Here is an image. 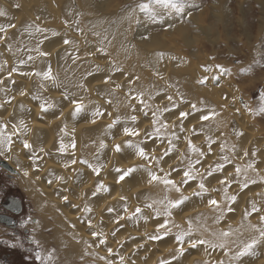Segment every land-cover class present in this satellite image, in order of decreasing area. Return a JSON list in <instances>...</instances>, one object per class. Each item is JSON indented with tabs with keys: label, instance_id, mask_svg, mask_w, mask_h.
<instances>
[{
	"label": "rangeland",
	"instance_id": "obj_1",
	"mask_svg": "<svg viewBox=\"0 0 264 264\" xmlns=\"http://www.w3.org/2000/svg\"><path fill=\"white\" fill-rule=\"evenodd\" d=\"M65 1L73 9V14L70 13L67 16L68 20H66V23L70 26L69 31L71 34L78 36L82 35L84 31L88 32L85 33V36L83 35V38L74 39L70 42V45L74 47L75 55L78 54L81 82L77 85L79 91L76 93H73V91L68 92L66 100H73L76 96L81 95L89 102L91 93H94L95 99L90 102L91 104L97 102L93 106L94 110L99 109L103 113V115H99L100 119H114L111 127L105 126L99 129L100 138L96 139L95 142V136L93 138L90 136L85 137L88 146L93 142L97 145L96 152L99 159L96 163H98L101 170V178L119 176L120 173H117L115 169L120 168L122 160H126V158L128 160H138L135 167L136 171L130 177L124 179L126 180L124 185L127 189L124 187L120 189L125 190L123 197L128 194L127 198H131L130 194L133 190L138 189L133 199L137 208L134 211L132 210L133 201L132 204L126 205L129 207L125 208L124 206L122 207L124 209L121 210L120 206H117L120 210L119 212L115 210V215L118 216L117 222L122 220L123 225L120 228L119 224L114 227L113 236L119 235L122 230L125 231L129 225L133 226L134 229H141V227L143 229L145 223H148L147 226L154 228V223L161 224L167 220L169 221V234L163 236L162 239L151 242L154 244L152 246H157V248H168L170 246L171 250L172 246L180 245L175 239L176 235L191 229V238L199 237V239L211 240L217 244L225 243V247L213 249L208 245H197L193 248L188 245L183 248L182 254L180 251H176L174 256L171 257L169 252L168 258L162 260H153L152 254L149 258H146L135 250L132 253L135 260L153 262L154 264H162L164 261H167L168 264H220V262L222 264H255L258 260L264 259V252L260 251L262 246H259L261 241L254 247L253 254L239 258L236 256V253L241 250L245 243H250L253 238L258 237V231L252 226L255 225L257 228L264 226V221L253 220L254 217L257 218L259 211H251L253 203L259 210L264 211L261 198L248 197L251 192L258 190L256 189L258 182L262 179V175L259 176L256 171L260 167L264 168V159H261L264 155V145H262V142H264V112L259 111L260 107L264 105V96H262V93H264V0H190L192 5L198 7H188L183 14V18L175 14L170 17L166 16L171 19L173 25L171 28L165 23L147 21L144 14L137 10L135 12L137 18L131 21L129 28L126 26V29L129 38L136 47L144 46L152 50L151 53L149 52V56L152 57H149L148 61L136 59L133 55L124 56L115 53L112 47L116 39L111 34L97 37L89 32V28L93 26L89 25L91 19L102 14H108L110 10L118 6H121L122 10L120 14H125L127 17L132 16V9L136 8L140 2H148V0ZM42 2L43 0H37L33 3L42 4ZM37 7H40V4ZM154 7H157V10L161 9L158 6ZM189 11L191 16L187 15ZM54 15L55 13L50 18ZM137 19H139V23L136 22ZM151 37L158 40L149 42ZM51 38L53 37L51 36ZM85 38H92L91 45L99 44V49L97 47L94 49L97 51V55L85 54L88 48L81 41ZM160 53H163V57L159 55ZM170 54L171 56L175 55L169 58ZM99 57H110L112 62L106 66H92L90 62H81L80 60L90 59L95 62ZM153 57L155 60L151 62ZM217 65L230 69V74L221 72L216 67ZM208 68L211 70H206ZM244 69L250 70L244 71ZM204 73L210 79L199 78ZM216 77H219V79H216ZM99 80L103 84L97 86L96 83ZM201 80L205 82L200 83ZM159 82H163L165 85H157ZM188 83L192 86L191 92L189 88L185 87ZM117 88H123L128 92V95L118 91ZM231 88L234 89V93L233 91L230 92ZM114 91L118 94H115ZM172 92H176L179 98H176ZM140 93H143V96H140ZM163 96L172 97V101L164 99ZM136 98L139 101L137 106L133 101ZM141 100L148 105L147 108L141 104ZM173 104L177 106L173 107ZM192 104H195L199 111L192 110ZM160 106L162 107L160 108ZM165 108L169 110L165 111ZM236 108L246 111L251 119L248 124L246 123L243 126L244 128L241 126L243 123L240 124L239 115L235 111ZM142 110H151L149 113V117L153 120L151 128H142L145 122L144 116L140 113ZM181 112H189V115L181 117ZM212 112L217 113V115L210 117L207 121L201 119L202 115H208ZM153 113H155V116H153ZM0 114H2L1 111ZM131 116H136L137 119L133 121L130 119ZM125 127L137 131L141 130L142 132L138 135L125 134ZM156 129H159L158 133ZM11 130L13 144H24L26 140L23 143L16 142L19 139L18 134L13 128ZM248 130L256 132L257 136L250 138ZM228 131L230 132L228 133ZM68 132L69 130L65 128L66 138ZM76 133L78 132L73 134L76 135ZM227 134L232 135L227 136ZM125 135L127 136L126 144H119L121 150L115 151L113 158H107L111 141H116L117 137L118 139L123 136L126 137ZM197 138H203L200 141L204 144H197ZM72 141L71 138L63 140V144L68 146L67 151L78 150V147H80L81 143L75 139V148H72ZM128 141L143 147L148 153V158L144 159L136 155L135 150L129 147ZM99 143L102 146L98 145ZM104 146H107V148ZM193 147L199 151H193ZM217 147L220 148L218 154L215 153ZM153 149L156 150L157 154L150 157L149 151ZM33 151L32 147L31 150L27 149L26 153L30 154ZM165 152L168 154L164 155ZM201 152L204 155H201ZM245 152L248 154L245 155ZM70 158L76 161L72 165H80L79 167L82 169L91 164L87 154ZM208 158L207 166L203 167V163ZM85 160L88 161V164L83 163ZM218 164L223 165V168L219 171L216 170ZM249 164L252 165L251 168L248 167ZM166 167H172V173L167 172ZM237 167L241 169L239 175L234 171ZM183 171L190 172L195 176V179L188 180L187 183H183L184 180H187V177H184L181 181L177 179ZM7 172L12 174L10 176L3 173L2 179L7 183V189H13L16 194L21 195L26 201L27 207L26 212L20 218L24 221L21 222L22 225H18L15 229L6 228L5 225L0 226V256H3V259L0 260L1 263L83 264L85 260L82 262L81 258L74 260V263H68L64 260L63 250L55 240L50 241L54 234L52 229L45 230L42 227L40 230V232H44L42 234L48 239L47 243L38 238L39 236L36 229L34 230L33 224L43 219L54 224L53 215L48 218L40 215L33 200L26 195L20 186L17 172L11 170ZM150 172L156 173L161 178L165 177V174H169L167 178L173 180L180 191L177 192L170 185H165L162 180L149 183L148 180L151 179ZM209 172H211V175H209ZM228 172H234L231 173L233 176L229 177L230 180L227 178L230 182L226 179L229 185L224 186L221 190L216 189L214 184L219 180H225ZM245 177L248 180L247 188L243 187ZM202 179L208 191L199 196L194 194L188 196L186 190L194 187L198 188ZM251 181H255V183ZM80 189L81 186L78 184L69 190V194L81 196ZM225 189H227V194ZM59 192L60 194L63 193V189H60ZM108 194L105 195L108 196ZM217 195H219V198L222 197L220 202L218 201V206L210 204L209 201L217 199ZM226 195L229 198H226ZM182 196H186L188 199L182 205L171 208V216L166 215L169 201H175ZM231 196H236V200L232 201ZM99 198L100 196L93 197L94 201ZM89 201V197L86 198V203L83 198L79 206H71L69 209L76 213H83L85 214L83 217H86L88 216ZM121 202L125 203L124 200H121ZM190 208L192 211L189 210ZM229 208L233 210L228 211ZM137 209H140V211L138 212ZM146 209L150 213L151 220H145L143 223L145 216H147ZM124 210H127V212H123ZM187 210L191 213L188 212L189 216L186 218V224L182 225L177 220ZM157 211L161 215L157 216ZM199 211L209 216V223L206 224L201 220V216H198ZM212 211L215 212L212 213ZM221 212H223L222 218ZM112 213L114 214V212ZM230 219L231 222H229ZM89 220L88 217L84 219L86 226ZM106 220L107 218L101 219V230H105L106 227L109 228L110 225L109 223L106 224ZM223 226H227V229H224ZM241 230H249L245 239L236 237L242 232ZM162 231L154 232L153 235H162ZM221 232H229L230 235L221 237ZM188 239L186 237L184 243ZM103 244L101 243V245ZM87 247L91 250L90 255L87 254L89 257H87L88 260L85 264H96L95 259L101 264L116 262L114 256H112L111 261L102 260L101 257L93 258V255L96 256V254H94L91 242L88 244L85 241V252ZM121 249L122 251L127 250L125 247ZM156 251L160 250L157 249ZM37 252L41 255L39 260L36 259ZM118 252L120 251L118 250Z\"/></svg>",
	"mask_w": 264,
	"mask_h": 264
},
{
	"label": "bare ground",
	"instance_id": "obj_2",
	"mask_svg": "<svg viewBox=\"0 0 264 264\" xmlns=\"http://www.w3.org/2000/svg\"><path fill=\"white\" fill-rule=\"evenodd\" d=\"M36 1L37 0H0V26L6 27L5 32H0V111L2 112V114H0V141H6L7 137H11L12 141L13 133L11 128H13L19 137V139L16 138L18 139L16 142L23 143L24 140H26L28 144L31 145V148H26L24 144H13V141L9 147L6 143H0V153H2L0 155L8 164L10 163L9 165L17 172L19 184L26 195L33 200L38 213L46 218L53 215L52 218L55 220L54 224L44 219L38 220L36 224H33L34 230L36 229V233L39 236L38 238H41V240L45 242L48 241L46 236L42 234L44 232H40V230L42 227H44L45 230L48 228L52 229L54 234L53 237L50 238V241H56L57 245L63 250L64 260L68 263H74V260L78 258H81L82 262L85 260L83 264L86 263L88 260L87 257H89L87 254H89L91 249L87 247V251H84L85 241L88 242V244L90 242L92 244L94 254H96V256L93 255V258L101 257L103 258L102 260L111 261L112 256H114L116 262L113 264H154L153 262L135 260L132 256L135 250L146 258H149L152 254L153 260L168 258L167 255L169 252L171 257L174 256L176 251H180L181 245H174L171 247V250L170 246L168 248H157V246H152L154 244L151 242L154 240L149 239V237L152 236L154 232H157L159 225L157 223H152L154 226L151 224L154 228L147 226L148 223H145L143 229L142 227L141 229L139 227V229H134L133 226L129 225L125 231L122 230L119 235L113 236L114 227L117 224H119V228L123 225V223H121L122 220L117 222L118 216L115 215V210L119 212L121 209H124L122 207L133 201L132 210L134 211L137 205L134 204L135 201L133 199L138 189L133 190L130 194L132 196L131 198H127L128 194H125L123 197V192L125 190L123 191L120 189H123V187L126 188L124 185V181L126 180L118 181L119 176L102 179L101 170L99 174L93 170L94 167H98V163H96L99 159L96 152L97 145L94 142L96 139L100 138L98 134L99 129L110 126L114 122L113 118L100 119V116H93V112L96 111L93 105L97 102L91 104L90 101L95 99L94 93H91L89 102L81 95L76 96L73 100H66V94L68 92L73 91V93H76L79 91L77 90V85L81 82V74L79 73L81 67L77 59L78 54L77 56L75 55L74 47L70 45V42L74 39L83 38V35L85 36V33L88 32L84 31L82 35L78 36L71 34L69 31L70 26L66 23V20H68L67 16L70 13L73 14V9L67 1L43 0L42 4L38 3L40 7H37L38 4L33 3ZM104 1L107 2L108 0ZM154 6L156 5H153V7ZM16 7L19 8L17 9ZM121 11V6H118L110 10L108 14H102L97 18L91 19L89 25L93 26L89 28V32H92V35L97 37L111 34L116 39L112 47L115 53L124 56L133 55L136 59L148 61L149 57H152L149 56V52L151 53L152 50L144 46L136 47L129 38L126 29V26L129 28L131 21L135 20L137 16L134 13L132 16L129 15L127 17L125 14H120ZM158 11L163 12L161 9ZM54 13L55 15L50 18ZM164 23L171 24L172 22L170 18L165 16ZM37 28L44 29L45 31H37ZM51 36L53 38H51ZM86 38L81 40L88 48L85 54H91L92 56L97 55V51L94 49L95 47L99 49V44L91 45L92 38ZM65 40L69 41V43L66 44L64 42ZM156 40L158 39H153V37H151L149 42ZM45 53H47V55H44ZM174 55L171 56L170 54L169 58ZM29 57H32V59H29ZM80 60L81 62H90L92 66H106L112 62L110 57H99L95 62L90 59ZM154 60L153 57L151 62H154ZM21 61H24V63H21ZM49 66L51 67V77L46 79L42 74L48 71ZM36 73H41V75H36ZM199 78L210 79L205 73ZM102 84L100 80L96 83L97 86ZM157 85L161 86L165 84L159 82ZM185 87L189 88L191 92L192 86L190 83L185 85ZM72 88L74 89L72 90ZM117 90L128 95V92L123 88H117ZM231 91H233V93L235 92L233 88H231L230 92ZM114 93L118 94L116 91H114ZM172 93L175 94L174 96L176 98H179L176 92ZM163 97L168 100L169 96ZM133 101L137 106L139 102L138 98ZM78 107L79 111H77ZM161 107L162 106H160V108ZM150 111L151 110H142V112H140L142 116H144L145 121L142 128L150 127L153 124V120L149 117ZM235 111L239 115L238 119L241 122L240 124L243 123V125H241L242 127L250 122L251 119L246 111L241 108H236ZM105 113L107 114L106 110ZM148 117L149 119L145 120ZM65 128L69 130L67 138L73 140L77 139L81 143L78 150L67 151L68 147L65 151L60 150L61 140L67 139ZM74 132L78 133L74 135ZM141 132V130L138 131V133ZM229 132L230 131H228V133ZM248 132L250 138H255L257 136L256 132L251 130H248ZM231 135L227 134V136ZM86 136L92 138L95 136L94 142L89 146L85 141ZM201 139L203 138H197L196 143L203 145L204 142L200 141ZM31 141L34 142L32 143ZM126 141L127 136L120 137L119 139L117 137L116 141L112 140L109 146L110 151H108L106 157L113 158L114 153H116L115 151H117L116 145L125 143ZM98 145H100V143ZM262 145H264V142H262ZM219 146L222 148L221 145ZM32 147L34 151L27 154L26 150H31ZM104 147L107 148V146ZM220 148L217 147L215 153L218 154ZM85 154L88 155L91 162V164L87 165V168L82 169L79 167L80 165H72L73 158L70 157H81V155ZM156 154L157 152L155 149L149 151L150 157H154ZM261 159H264V155ZM208 160L209 158L203 163V167L207 166ZM137 164V159L128 160L126 158V160H122L120 169L135 168ZM165 170L172 173V167H166ZM234 171H236V168ZM184 172L185 171L181 172L180 177H178V175L177 179L181 181L185 177ZM256 172L259 176L262 175V179L259 181L260 183L258 182V187L256 188L258 190L251 192V195L248 194L249 196H247L251 198L260 197L263 206L264 168L260 167ZM231 173L228 172L226 178L233 176ZM150 180L151 179L148 181ZM227 180L222 179L217 181L214 187L221 190L224 186L229 185L230 178L228 180L229 182ZM221 181H224V183L222 184ZM101 182L109 189L108 191L97 190V186ZM78 184L81 186V196L70 195L69 190ZM60 189H63V193L61 194L59 192ZM198 190L199 187L190 188L186 190V194L192 196L195 191ZM105 194H108V196ZM94 196H100V198L94 201ZM247 196L246 198H248ZM64 197H67V199H64ZM87 197L90 198L88 207L91 209V211H88V216L83 217L85 214L76 213L69 209L71 206H79L83 198L86 203ZM221 198L217 195V199L215 200L220 202ZM121 200H124L125 203L121 202ZM117 206H120V210ZM109 208L114 209V211H108ZM189 210H191V208ZM189 210L179 216L177 222L182 225L186 224V218L189 216L188 212L191 213L192 211ZM112 212H114V214ZM123 212H127V210ZM214 212L215 211H212V213ZM145 213H147V216H145L143 223L151 217L147 209ZM257 215V218L254 217L253 220L262 221L260 218L264 216V211L260 210ZM198 216H201V220L204 223L207 224V222H210L209 216L202 211L198 212ZM87 217L90 218L89 221H91V224L89 225L88 223L86 226L84 219H87ZM105 218L108 220L105 221L106 224L109 223L110 226L109 228L106 227L105 230H101V219L104 220ZM229 222H231V219ZM223 228L227 229V226H223ZM93 233H97L98 235H93ZM248 233L249 230H244L235 236L245 239ZM191 239L195 240L199 239V237ZM101 243L104 244L101 245ZM188 245H190L189 239L183 244V248ZM259 246H262V250L260 251L264 252V241H261ZM122 247H125L127 250L122 251ZM157 249L161 252L156 251ZM118 250L120 252H118ZM263 262L264 259L258 260L255 264H264ZM95 263L101 264L97 259H95Z\"/></svg>",
	"mask_w": 264,
	"mask_h": 264
},
{
	"label": "snow or ice",
	"instance_id": "obj_3",
	"mask_svg": "<svg viewBox=\"0 0 264 264\" xmlns=\"http://www.w3.org/2000/svg\"><path fill=\"white\" fill-rule=\"evenodd\" d=\"M153 5L159 6V8L163 9V12L158 11L157 7H153ZM188 7H198V6L192 5L190 3V0H148V2H140L136 6V8L132 9V14H134L138 10L140 13L144 14V16L147 18V21H149L151 23H161V24H163L165 16H169L170 17L173 14H175L176 16H178L180 18H183V14L185 13V11H186V9ZM187 15L191 16V12L189 11L187 13ZM136 22L139 23L140 22L139 19H137ZM168 27L171 28V27H173V25L172 24H168ZM5 31H6V27L5 26H0V32H5ZM37 31H45V30L37 28ZM64 42L66 44L69 43V41H67V40H65ZM44 55H47V53H45ZM159 55L161 57H163V53H160ZM29 59H32V57H29ZM21 63H24V61H21ZM216 67L219 68L220 71L223 72V73H229L230 74V72H231L230 69L224 68L222 65H217ZM206 70H211V69L208 68ZM249 70L250 69H244V71H249ZM36 75H41V73H36ZM42 75L46 79L50 78L51 77V67L49 66L48 71L44 72ZM216 79H219V77H216ZM204 82H205L204 80L200 81V83H204ZM139 95L143 96V93H140ZM262 96H264V93H262ZM168 100L171 102L172 101V97H168ZM140 102L145 108L148 107V105L145 104L143 100H141ZM176 106L177 105L173 104V107H176ZM191 108L194 111H199V109H197L195 104H192ZM164 110L168 111L169 109L165 108ZM77 111H79V107L77 108ZM259 111L260 112H264V105H262L260 107ZM99 115H103V113L99 109H97L93 113V116L95 117V116H99ZM188 115H189V112H181L180 113L181 117H187ZM215 115H217V113L212 112V113H209L208 115H202L201 119L207 121V120L210 119V117L215 116ZM153 116H155V113H153ZM130 119L135 121L137 119V117L136 116H131ZM111 126L112 125H110V127ZM156 131L158 133L159 129H156ZM124 132H125V134H129V135H138L139 134L136 129L128 128V127L124 128ZM146 135H149V134H146ZM0 143H6L10 147L11 143H12L11 137H7L6 141H0ZM128 145H129V147H131V148H133L135 150L136 155H138V156H140V157H142L144 159L148 158V153H146L145 149L143 147H141L139 144H132L131 141H128ZM24 147L31 148V145L28 144L27 141H25ZM67 147L68 146L64 145L63 141L61 140L60 150L61 151H65ZM71 147L75 148V141L74 140L72 141ZM116 150L117 151L121 150L120 149V145H116ZM193 151H199V150L196 149L195 147H193ZM0 154H2V153H0ZM167 154H168L167 152L164 153V155H167ZM200 154L204 155V153H202V152ZM247 154L248 153L245 152V155H247ZM225 159H227V157H225ZM197 162H199V161H197ZM72 163L75 164L76 161L73 160ZM83 163L88 164V161L85 160V161H83ZM248 167L251 168L252 165L249 164ZM222 168H223L222 164H218L216 166V170L217 171L221 170ZM93 170L97 174H99L100 168L99 167H94ZM115 171L117 173H120V175L118 177V181H123L126 177H130L136 171V169L132 168V167L127 168V169L116 168ZM236 173H237V175H239L241 173V169L239 167L236 168ZM168 175L169 174H165V177L161 178V177L157 176L156 173L150 172L151 180L149 181V183H151L153 181H161L162 180V182L165 185H170L171 187L175 188L177 192H179L180 188L176 186V184H175V182L173 180L167 178ZM209 175H211V172H209ZM184 176L187 177V180H184L183 183H187L188 180L195 179V176L192 175L188 171L184 172ZM225 179H227V178H225ZM251 182L255 183V181H251ZM221 183L223 184L224 181H221ZM243 187L244 188L248 187L247 177H245V182L243 183ZM199 189H200V191L195 192L194 195L199 196V195H202L203 193L208 191V188L205 186V183H204L203 179L199 183ZM97 190L98 191L103 190V191L106 192L109 189L103 184V182H101L97 186ZM225 193L227 194V189H225ZM226 198H229V197H227V195H226ZM64 199H67V197H64ZM187 199H188V197L182 196L180 199H177L175 201H169V205H168V208L166 209L165 214L168 215V216H171V208L178 207V206L182 205L184 203V201L187 200ZM230 199L232 201H235L236 200V196H231ZM209 203L212 204V205L218 206V201H216L215 199L210 200ZM149 206H151V205H149ZM126 207L127 206L125 205V208ZM87 210L91 211V209H87ZM232 210L233 209H231V208L228 209V211H232ZM108 211L111 212V211H114V209L109 208ZM137 211L139 212L140 209H137ZM251 211L252 212H258L260 210L256 207L255 203H253ZM247 214L250 215L251 213H247ZM156 215L159 216V215H161V213L159 211H157ZM222 217H223V212H221V218ZM260 219L262 221H264V216H262ZM168 223H169V221L166 220L164 223H161V224L158 225L157 231L159 232V231L163 230L162 231V235H152V236L149 237V239L159 240V239H162L163 236H167L169 234V231H170V229L168 228ZM189 223H191V222H189ZM90 224H91V221H89V225ZM252 227L254 229H256V231H258L259 235H258V237L253 238L250 243H245L243 245L241 250L236 253L237 258L253 254L254 247L258 243H260V241H264V226L257 228V226L253 225ZM93 235H98V234L97 233H93ZM220 235H221V237H227V236L230 235V233L229 232H221ZM186 237L189 238L190 246L193 247V248L197 247V245H208L209 247H211L213 249H215L217 247H220V248H224L225 247V243L217 244V243H213L211 240H205V239H195V240H193V239H191V229H190L189 231H186V232L185 231L180 232L175 237L176 241H178L180 243V245H181V248H180L181 254L184 251L183 244H184V241H185ZM229 251H230V249H229ZM40 258H41V255H40L39 252H37L36 253V259L39 260ZM162 264H168V262L164 261V262H162ZM220 264H222V262H220Z\"/></svg>",
	"mask_w": 264,
	"mask_h": 264
},
{
	"label": "flooded vegetation",
	"instance_id": "obj_4",
	"mask_svg": "<svg viewBox=\"0 0 264 264\" xmlns=\"http://www.w3.org/2000/svg\"><path fill=\"white\" fill-rule=\"evenodd\" d=\"M6 162L5 159L0 157V226L5 225L4 227L6 228L15 229L21 222H24L20 220V218L26 212L27 203L24 198L16 194L13 189H7V183L2 179V176L4 175L3 173L10 176L12 174L7 172L9 169L6 167ZM1 258L3 259V256H0V260ZM5 259L7 260V258ZM0 264H2L1 261Z\"/></svg>",
	"mask_w": 264,
	"mask_h": 264
},
{
	"label": "water",
	"instance_id": "obj_5",
	"mask_svg": "<svg viewBox=\"0 0 264 264\" xmlns=\"http://www.w3.org/2000/svg\"><path fill=\"white\" fill-rule=\"evenodd\" d=\"M6 164H7L6 167H7L9 170H11V171H13V172L15 171V170H14V169L8 164V162H6ZM15 172H16V171H15Z\"/></svg>",
	"mask_w": 264,
	"mask_h": 264
}]
</instances>
